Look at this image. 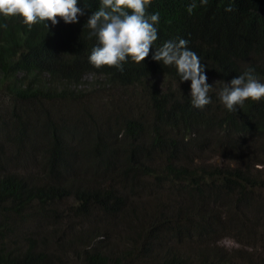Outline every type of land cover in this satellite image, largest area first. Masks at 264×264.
<instances>
[{"label":"trees","instance_id":"16d2710c","mask_svg":"<svg viewBox=\"0 0 264 264\" xmlns=\"http://www.w3.org/2000/svg\"><path fill=\"white\" fill-rule=\"evenodd\" d=\"M192 2L152 0L147 14L159 13L155 25L158 39L143 63L138 65L129 58L122 70L108 66L97 69L89 62L97 39L90 37L85 25L98 9L99 0H78L84 15L74 24L60 20L55 26L50 22L47 26L41 22L29 29L19 16H0V94L10 100L42 105L59 98L77 99L85 93L89 75L100 78L108 87H151L147 100L150 115L146 118L138 114L122 121L107 119L99 125L95 123L92 129L77 125L69 128L54 119L32 123L26 113L9 122L2 140L16 152L7 161L17 163L24 155L34 159L36 151L42 153V158L37 178L0 170V264H57L36 246L32 236L26 235L28 232L21 237L23 246L20 240H14L21 230L14 220L31 215L32 208L41 213L50 211L52 205L68 197L73 198L77 213L98 209L106 215H116L124 213L128 194L142 187L152 195L153 187L149 186L154 182L161 188L170 182L171 186L178 184L193 203L180 201V206H172L170 219L163 213L155 222H146L150 226L147 233L141 231L130 244L131 249L123 250L113 264H135L130 263L137 257L133 249L140 245V251L146 249L152 254L155 241L159 250L167 237L190 243L217 239L226 232L221 207L229 210L234 205V225L241 208L252 207L250 199L259 179L250 173L249 166L217 165L209 170L194 166L192 160L185 165L181 155L186 145L203 151L213 144L224 157L238 160L248 146L247 138L264 142V100L246 101L242 108L228 111L218 96L222 86L248 70L264 83V0H207L205 5L195 0L197 6L190 15L187 8ZM228 7L231 12L225 11ZM180 39L188 41L187 48L205 66L207 80L220 86L209 90L211 103L202 110L192 107L191 81L181 82L175 66H164L152 59L164 43ZM174 85H179L177 90L172 89ZM4 143L0 140V155ZM161 158L166 160L164 167L158 164ZM105 181H118L119 188L99 184ZM125 185L127 193L121 189ZM171 192L169 188L170 198ZM211 247H196L198 264H232L215 245ZM184 254L166 257L161 264H186L193 257ZM84 259L87 264H108L111 260L97 245L85 251Z\"/></svg>","mask_w":264,"mask_h":264},{"label":"rangeland","instance_id":"374dc122","mask_svg":"<svg viewBox=\"0 0 264 264\" xmlns=\"http://www.w3.org/2000/svg\"><path fill=\"white\" fill-rule=\"evenodd\" d=\"M207 81L212 87H220L212 79ZM91 84L93 88H87ZM178 86L174 85L172 89L177 90ZM84 88L85 93L80 94L81 98L80 95L77 99L59 98L45 101L42 105L36 101L19 103L0 94L1 142L4 143L2 139H5L6 131L9 130V122L17 120L23 113L28 115L29 120L32 119V123H42L44 120L51 122L54 119L61 125L66 124L69 128L77 125L84 126L86 129H92L94 125H99L100 122L107 119L117 118L118 121H122L128 117L138 116V114L143 118L150 115L147 102L148 90L151 89L149 86L108 87L103 85L100 78L89 75L85 79ZM251 137L246 139L248 146L243 150L242 158H239L246 162L224 157L221 149L214 147L213 144L205 147L203 151L200 148H190L186 145L185 154L181 155L185 165L189 166V161L192 160L194 166L199 165L209 170L217 165L231 166L232 168L249 166L250 173L258 178L259 182L251 195L252 207L241 208L236 225L233 224L235 221L233 218L234 205L229 210L226 206L221 207L220 215L221 220L225 222L226 232L219 234L217 239L195 240L191 241L192 245L183 238L167 237L168 240L162 244L159 250L156 246L158 240L155 241L156 245L153 249H156L152 254H149L146 249L140 251V245L139 249H133L132 253L137 257L131 259L130 263L140 264L142 261H149L152 264L157 262L161 264L166 257L174 254L185 256L184 253H189L193 258L187 259L186 264L194 262L198 264L196 247L208 245L213 249L211 246L215 245L216 249L218 248L229 260L231 259L232 264H264V163H258L260 160L264 162V142H257L259 140ZM3 147V152L0 155V170L2 172L10 170L33 175V178L39 176V164L42 158L40 151L35 152L34 159L24 155V159L18 160L17 163H11L7 159L12 157L16 149L11 145L6 147L5 143ZM158 164L164 167L166 160L161 158ZM257 165L260 167L257 168ZM117 183L118 181H115V184L109 181L99 182L102 186H113L114 189L119 188ZM158 186L155 185V182L149 186V188L153 187L152 195L149 194L147 188L142 189V187L138 190L140 193L128 194L124 213L120 212L116 215L112 213L106 215L98 209H92L84 214L77 213L74 208V200L69 197L52 205L50 211L44 210L41 213L36 208H32L31 215L28 214L23 220H14L16 228L19 226L21 229L19 230L20 234L14 240H20V244L23 246L24 241L21 237L28 232L26 235L32 236L36 241V246L47 252L57 264L60 262L62 264H87L84 259L85 251L92 245H97L99 250L111 259L108 264H113L112 262L121 255L123 250L131 249L130 244L136 241L137 235L141 231L146 230L145 233H147L150 226L147 227L146 222H155L163 213L167 214V218L170 219L173 213L172 209H174L172 206H180L178 203L180 201L183 204L186 202V205L193 204L190 200L188 201L187 195L182 193L178 184L171 186L170 182H166L162 188ZM169 188L172 191L171 198L167 195ZM121 189L124 193L128 192L127 185ZM142 239L144 238L142 237Z\"/></svg>","mask_w":264,"mask_h":264},{"label":"clouds","instance_id":"9594fccd","mask_svg":"<svg viewBox=\"0 0 264 264\" xmlns=\"http://www.w3.org/2000/svg\"><path fill=\"white\" fill-rule=\"evenodd\" d=\"M151 2L99 0L98 9L85 25L90 29V37L97 39L89 57L91 65L97 69L108 66L122 70L123 63L129 58L138 65L146 60L158 39L155 25L159 21V13L147 14ZM201 4H207V0H201ZM196 6L193 0L187 12L191 15ZM85 8L88 7L85 5ZM225 11L231 12L232 8ZM82 15L84 11L78 7V0H0V16H19L29 29L41 22H46L47 26L49 22L55 26L60 20L65 24L78 23V17ZM187 44L184 39L166 42L155 50L152 59L164 66H175L181 82L191 81L192 107L202 110L211 103L208 93L212 86L207 83L205 66L197 54L187 48ZM218 96L228 111H236L237 106L242 108L246 101L264 100V83L256 79L252 70H248L226 84Z\"/></svg>","mask_w":264,"mask_h":264}]
</instances>
